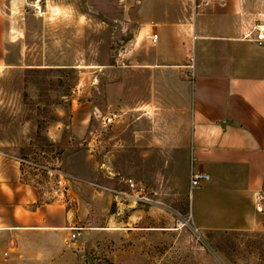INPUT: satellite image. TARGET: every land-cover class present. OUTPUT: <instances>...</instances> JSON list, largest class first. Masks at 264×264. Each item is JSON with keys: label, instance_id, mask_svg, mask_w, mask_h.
Masks as SVG:
<instances>
[{"label": "rangeland", "instance_id": "rangeland-1", "mask_svg": "<svg viewBox=\"0 0 264 264\" xmlns=\"http://www.w3.org/2000/svg\"><path fill=\"white\" fill-rule=\"evenodd\" d=\"M241 8V34L264 25V0ZM138 39L135 0H0V154L15 159L22 183L68 214L78 234L52 263L264 264V191L251 228L196 232L182 169L167 173L168 156H152L145 118L106 100L124 81L131 106L146 98L136 76L154 45L141 44L139 54ZM76 121L86 127L80 140L70 131ZM140 121L143 149L133 147ZM129 180L150 203L114 195L129 194ZM16 235L0 229V264L13 262Z\"/></svg>", "mask_w": 264, "mask_h": 264}, {"label": "crops", "instance_id": "crops-1", "mask_svg": "<svg viewBox=\"0 0 264 264\" xmlns=\"http://www.w3.org/2000/svg\"><path fill=\"white\" fill-rule=\"evenodd\" d=\"M135 2L138 53L141 44H151L146 35H157L151 59L142 60L136 76L144 83L136 82V90L147 96L131 106L132 84L124 81L119 93L110 88L106 100L115 109L120 105L121 112L135 111L138 121L145 118L152 156H168L167 173L176 165L182 169L187 190L190 171L209 176L188 197L194 228H251L260 216L264 191V50L241 38L237 21L243 0ZM140 122L133 146L137 149L144 147ZM162 125L167 126V138H162ZM70 131L80 140L86 127L76 121ZM68 222V214L43 201L33 185L22 183L15 159L0 154V229L22 235L10 239V264H54L66 252Z\"/></svg>", "mask_w": 264, "mask_h": 264}, {"label": "built area", "instance_id": "built-area-1", "mask_svg": "<svg viewBox=\"0 0 264 264\" xmlns=\"http://www.w3.org/2000/svg\"><path fill=\"white\" fill-rule=\"evenodd\" d=\"M242 39L243 40H247V41H251L253 43H255L259 48L264 50V25H257L255 26L252 30L250 31H246L243 32L242 34ZM146 40H148L152 45H155L157 43V35L156 34H150V35H146ZM192 39L194 40V37H192ZM188 68H189V73L188 75L190 76V79L193 78V59L192 56H190L188 58ZM114 118L115 116L113 114L111 115H107L105 117H101V124L103 126H109L111 124H113L114 122ZM24 162V161H21ZM27 164V163H26ZM66 179L68 178L67 176H63ZM209 180V176L205 173H200V172H192L190 171L189 174V188H188V197H191L192 191L194 189H198L201 187V185ZM94 187H98L96 185H92ZM126 188H127V192H114V195L120 196V197H124L126 199H132V201L136 202H151L149 199H146L145 197H143V188L139 187V185H137L136 183H133L132 181H128L126 183ZM189 224L191 223V216L189 215ZM194 230L196 232H198V230L196 228H194ZM74 228H69V236L67 238H65L64 240V245L68 246L70 244H72L76 237L78 236L77 233H75Z\"/></svg>", "mask_w": 264, "mask_h": 264}]
</instances>
